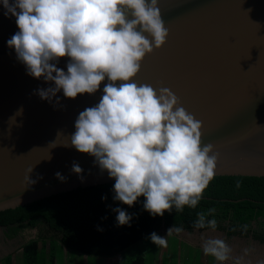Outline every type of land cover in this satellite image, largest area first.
Masks as SVG:
<instances>
[{"label": "clouds", "instance_id": "obj_1", "mask_svg": "<svg viewBox=\"0 0 264 264\" xmlns=\"http://www.w3.org/2000/svg\"><path fill=\"white\" fill-rule=\"evenodd\" d=\"M0 4L19 29L8 47L29 76L54 85L34 92L42 100L51 103L56 97L58 103L61 91L67 99L92 95L108 81L99 103L79 113L70 144L93 156L115 180L114 200L131 207L144 197V210L154 217L173 208H195L216 174L218 153L212 144H202V122L170 89L135 82L142 61L170 34L158 0H0ZM63 58L68 59L67 72L57 67ZM21 113L22 109L17 115ZM72 171L79 175L83 170L74 162ZM56 176L65 179L60 173ZM114 211L119 226L129 225L132 217L126 211ZM214 211L210 209L209 215ZM194 227L214 230L217 221H206L199 213ZM182 231L173 225L166 236ZM150 240L167 247L166 237L155 232ZM202 249L218 262L232 259V249L223 239L208 238ZM235 264H241L240 259Z\"/></svg>", "mask_w": 264, "mask_h": 264}, {"label": "water", "instance_id": "obj_2", "mask_svg": "<svg viewBox=\"0 0 264 264\" xmlns=\"http://www.w3.org/2000/svg\"><path fill=\"white\" fill-rule=\"evenodd\" d=\"M158 6L170 34L142 61L135 82L170 89L202 122V144L218 153L214 177H264V0H158ZM18 31L0 4V215L115 182L70 144L79 113L99 103L108 81L92 95L67 99L61 91L58 103L42 100L34 92L54 85L29 76L8 47ZM67 63L63 58L57 67L67 72Z\"/></svg>", "mask_w": 264, "mask_h": 264}, {"label": "trees", "instance_id": "obj_3", "mask_svg": "<svg viewBox=\"0 0 264 264\" xmlns=\"http://www.w3.org/2000/svg\"><path fill=\"white\" fill-rule=\"evenodd\" d=\"M114 183L58 194L5 213L0 215V228H32L44 223L55 235L57 245L106 259L109 264H156L158 252L147 245L149 236L173 225L192 232L199 213L205 214L206 221L215 219V230L222 231L227 238L251 237L264 245V177H214L195 208H173L162 217L144 210V197L131 207L115 201ZM116 208L132 217L129 225H118ZM210 209L215 210L211 215ZM205 229L209 228L199 230ZM141 243L146 244L145 254L141 252ZM58 255L61 261V252ZM41 256L47 261L51 257L45 248L40 251L38 241L23 249L25 264H38Z\"/></svg>", "mask_w": 264, "mask_h": 264}, {"label": "rangeland", "instance_id": "obj_4", "mask_svg": "<svg viewBox=\"0 0 264 264\" xmlns=\"http://www.w3.org/2000/svg\"><path fill=\"white\" fill-rule=\"evenodd\" d=\"M25 235L24 242L27 244L32 242H39L42 245L44 242L46 245H52V249L54 251L58 248L55 244V235L53 232L46 226V224L42 223L39 227H24ZM161 237H166L167 240V247H162L155 245L151 242L150 236L147 240V245H152L150 249L158 252L157 255V262L156 264H205V260L208 262L207 264H235V261L232 259H243V257H248V259L257 258L256 261L253 259H247V262L241 264H264V245L258 244L257 242L253 241L251 237L243 238L241 236L236 237H226L223 232H213L211 230H193L192 232L182 231L181 233L177 234L173 232L172 235H175V238H171V235H167L166 230H160L156 233ZM208 238H220L223 239L228 246L232 249V259L226 262H218L211 256H206L203 253L202 244ZM141 252L143 254L146 253V244L141 243ZM24 249V248H23ZM40 249V248H39ZM247 250V252H245ZM41 251V249H40ZM60 253V249L58 250ZM161 252V253H160ZM48 254V253H47ZM62 263L68 264V259L72 263V260H76L80 264H108L102 263V259L88 257L83 254H79L73 251L68 252V259L66 258L67 251L62 249ZM147 256V254H146ZM53 257V255H52ZM242 258V259H241ZM232 260V261H231ZM52 261L55 263L56 259L53 257ZM45 259H41V263L45 264ZM148 264V261H147Z\"/></svg>", "mask_w": 264, "mask_h": 264}, {"label": "crops", "instance_id": "obj_5", "mask_svg": "<svg viewBox=\"0 0 264 264\" xmlns=\"http://www.w3.org/2000/svg\"><path fill=\"white\" fill-rule=\"evenodd\" d=\"M24 227H20V226H12V227H2L0 228V264H7V261L9 260V264H25L24 261V257H23V248L26 246V243L24 242V237H26L25 235V230ZM213 232H222V231H218V230H211ZM56 245V247L58 248L57 250L52 249V245L50 244H45L44 242H42V245H40L39 243V248L41 250H43V248L46 249L47 252H49L51 257H48V261L47 259L43 258V256L38 258V264H42L41 263V259H45V264H63L62 261H60V257H59V252L58 250L60 249V252L62 253V249L64 250L65 248L61 247L60 245H57L56 243L54 244V246ZM67 254H66V258L68 259V252L70 250H67ZM161 253V252H160ZM52 255L53 257L56 259L55 263L52 261ZM248 257H243V259L241 261H243V263L247 262ZM253 259V258H252ZM252 259H248L252 260ZM256 257L253 259L256 261ZM103 260V259H102ZM205 260V264H207L208 262ZM234 261H236L235 259H232ZM231 260V261H232ZM68 264H80L79 262H76V260H72V263L70 262V259H68ZM108 263V260H104L102 261V263ZM66 264V263H65ZM87 264V261H86ZM109 264V263H108ZM255 264V263H254Z\"/></svg>", "mask_w": 264, "mask_h": 264}]
</instances>
